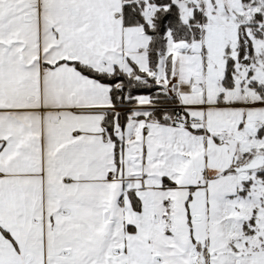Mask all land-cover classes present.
<instances>
[{
  "label": "snow or ice",
  "instance_id": "snow-or-ice-1",
  "mask_svg": "<svg viewBox=\"0 0 264 264\" xmlns=\"http://www.w3.org/2000/svg\"><path fill=\"white\" fill-rule=\"evenodd\" d=\"M0 264H264V0H0Z\"/></svg>",
  "mask_w": 264,
  "mask_h": 264
}]
</instances>
